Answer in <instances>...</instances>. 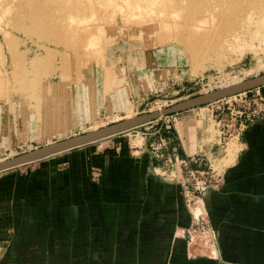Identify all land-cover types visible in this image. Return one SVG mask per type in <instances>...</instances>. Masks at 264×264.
<instances>
[{
  "label": "rangeland",
  "instance_id": "1",
  "mask_svg": "<svg viewBox=\"0 0 264 264\" xmlns=\"http://www.w3.org/2000/svg\"><path fill=\"white\" fill-rule=\"evenodd\" d=\"M118 1L121 2L116 5L120 6L124 0ZM141 1L143 3L141 7H133V3L130 4L131 0L127 3L135 12L142 13L144 18L160 17L157 22L146 25L134 20L133 26L124 21L122 23L119 16L122 13L124 15L125 10L127 12V4H123L122 8L118 7L124 11H114L115 8L118 9L114 0V7L108 9L96 4L105 3L104 0H95L93 12L96 11L95 14L97 13L98 16V10H103H100L101 14L96 24L94 19L96 15L92 16L94 13L91 14L90 11L85 12L92 6L86 0H0V162L108 127L130 116L132 118L162 110L264 74V0L262 4H258L255 0H242L240 3L234 2L230 5H227L228 0H158L155 5L158 7L157 10L155 6L149 4H154L153 1ZM73 2H77V5H72L74 8L79 7L78 4L87 5V3L89 8L83 10L80 5L83 12L76 7L80 13L83 12L77 17L73 15L76 10L71 9L74 13L72 12V16L69 17L68 11ZM223 4L226 5L223 11L217 10L220 12L219 19L216 17V10H213L210 23L205 21L201 28L193 29L192 20H189L191 17L199 14L203 8L219 7ZM67 6L69 9H65ZM131 7L128 12L132 11ZM63 10L68 14L65 15ZM179 10L182 11L181 16L186 13L188 18L184 15V18L181 17L175 23L174 12ZM29 12L31 14L33 12V19ZM37 14L39 17L36 20L37 16H34ZM63 14L69 19L64 16L62 20ZM102 14L105 17L110 15L109 18L114 14L116 21L112 23V18L111 20L105 18L106 21ZM55 16L57 19L54 18ZM73 16L76 19L82 16L79 18L80 25H85L88 34L83 29L80 32L81 26L78 24L80 21L79 19H74L78 23L73 21L71 18ZM58 18L61 22L65 21V24H70L66 19L73 21L69 27L65 25L67 28H64L62 22L63 28L68 32L67 29H74L75 25H78L79 29L77 27L75 33L71 32V35H76L77 39H83L84 33L89 36L92 32L89 31L91 23L93 25L92 19L96 26L98 22L102 24L101 21H105L103 27L101 26L103 28L101 36L92 29L94 32L92 33L96 34L91 36L92 43H95L93 47L92 45L89 47L90 38L86 45L83 42V47L78 41L72 44L73 47L71 45L73 40L70 38L73 35H68L66 32L69 41L71 40L68 44L66 35L55 36V32L60 31ZM167 19L171 28L166 30L162 26V20ZM15 22L21 24V26L19 24L21 30L18 25L15 27ZM35 22L38 23L33 25ZM108 22L109 25L106 26ZM52 29L56 30L52 31ZM63 32L65 34V30ZM175 34H180L184 42L180 43L172 39ZM164 39L166 41H163ZM99 42L104 49L95 54L94 48ZM80 46L82 49H79ZM107 69H110V73ZM261 88L262 92L264 88ZM247 96L246 98V94L242 93L200 107L206 110L209 108L211 111L215 108L216 115L221 113L219 109H224V115L221 116L232 126L228 107L233 105L232 107L236 106L240 109L235 104L236 101L255 99L258 97L257 89L249 91ZM220 118L222 117L219 116ZM259 119L261 118L255 117L252 121L256 123ZM170 125H172V117H162L150 124L120 134L117 139H123L126 143L124 145L129 149L136 150L135 145L152 153L154 148L162 150L160 142L168 135L167 132L171 128L167 126ZM214 125L215 123L212 122L210 126L211 140H214L216 133H219L217 130L219 128L216 127L215 130ZM222 130L225 131L221 133L224 144L220 149L226 146L225 139L230 137L229 129L222 127ZM110 141L70 150L48 158V163L55 162L53 166L57 165L59 169H74L76 164L82 166L83 162L81 159L71 162L68 160L69 155L78 156L84 151L81 156L84 158L85 154L90 155V149L94 152H102L105 147H112L116 143ZM152 143L156 145H151ZM229 152L232 153L230 148ZM39 163L19 166L0 173V176L7 173L25 176L39 167ZM99 173V168H91L93 180L98 179ZM181 196L183 197L182 191ZM204 202L203 207L200 205L204 210L197 208L193 212L200 214L204 211L203 213L208 215L210 224L219 234L209 217L206 201ZM219 247L220 245H218V255H208L218 259ZM201 248L204 250L203 247Z\"/></svg>",
  "mask_w": 264,
  "mask_h": 264
},
{
  "label": "crops",
  "instance_id": "2",
  "mask_svg": "<svg viewBox=\"0 0 264 264\" xmlns=\"http://www.w3.org/2000/svg\"><path fill=\"white\" fill-rule=\"evenodd\" d=\"M215 111L170 115L158 152L129 149L116 136L102 152L69 155L83 162L74 169L45 159L28 175L0 176V264H264V116L230 126L223 150L224 112ZM212 122L220 129L214 140ZM186 168L219 179L205 197L218 259L185 236Z\"/></svg>",
  "mask_w": 264,
  "mask_h": 264
},
{
  "label": "water",
  "instance_id": "3",
  "mask_svg": "<svg viewBox=\"0 0 264 264\" xmlns=\"http://www.w3.org/2000/svg\"><path fill=\"white\" fill-rule=\"evenodd\" d=\"M261 87H264V74L182 101L165 109L126 119L108 127L68 138L66 140L0 162V173L17 168L19 166L40 162L70 150L102 142L125 132L134 130L140 126L154 122L162 117L178 114Z\"/></svg>",
  "mask_w": 264,
  "mask_h": 264
},
{
  "label": "built area",
  "instance_id": "4",
  "mask_svg": "<svg viewBox=\"0 0 264 264\" xmlns=\"http://www.w3.org/2000/svg\"><path fill=\"white\" fill-rule=\"evenodd\" d=\"M261 89L262 88L257 89L258 97L255 99H250L248 101L241 99L236 101L235 104H237L240 109L236 106L232 107L233 105L228 107L230 123H232V126H234L239 120L242 122L252 121L255 117L264 116V89L262 92ZM244 94H246L247 98L248 92ZM244 103L245 105H243ZM218 109L219 108H217V110ZM219 111L225 112L224 109H219ZM220 117L222 118L219 119V123L223 125L221 127L229 129L231 126L229 122L224 119L223 116ZM167 128H170V126H167ZM154 149L155 152L159 151L157 148ZM218 183L219 179L213 171L192 170L188 168L183 172L181 179L183 198L192 216L191 225L185 230V236L188 243L201 245L200 247H203L204 250L208 251L212 256L218 255L219 234L210 224L208 215L203 213L204 211L200 214H196L193 210L201 208L200 205H202V207L205 205L204 201L207 192Z\"/></svg>",
  "mask_w": 264,
  "mask_h": 264
},
{
  "label": "bare ground",
  "instance_id": "5",
  "mask_svg": "<svg viewBox=\"0 0 264 264\" xmlns=\"http://www.w3.org/2000/svg\"><path fill=\"white\" fill-rule=\"evenodd\" d=\"M76 1H77V0H76ZM86 1H88V2L91 3V4L87 3V5H88V4H89V5H92V6H91V9H92V10H91L86 4H82V5H81V4H78L79 7L76 6L77 9H79V11H80V10H81V9H80L81 6L83 7V10H87V9L89 8V10H87V11H85V12L90 11L91 14L94 13V14H92V16L96 15V14H97V13L95 14L96 11L93 12V10H95V9L92 8V7H93V4L96 3L95 0H86ZM104 1H105V3H103V2H99V3H96V4L99 5L100 7L104 8V9H108V8H110V7H114V5H113V0H104ZM125 1H126V0L122 1V4H121L120 6H119V4H118V6H117L116 3H120L121 1L119 2L118 0H116V2H115V0H114V4H115V6H116L117 8H118V7L122 8L121 6H122L123 4H124V5L127 4L126 9H127V12H128V10H130L131 5H129L130 7L128 6V3H127V2H129V0H127L126 3H125ZM133 1H134V0H133ZM133 1L131 0V3H130V4L133 3V5H132L133 7H141V6L143 5V3H142L141 0H135L134 2H133ZM151 1H153L154 4L149 3L150 5H152L153 7H154L155 5H157L158 0H151ZM240 1H242V0H228L227 5H230V4L234 3V2H239V3H240ZM255 1L258 2V4H262V3H263V0H255ZM94 2H95V3H94ZM110 2H111V3H110ZM134 3H135V5H134ZM74 4L77 5V2H75V3H74V2L71 3L70 7H71L72 5H74ZM145 4H148V3H145ZM80 5H81V6H80ZM97 5H96V6H97ZM136 5H137V6H136ZM107 6H109V7H107ZM225 6H226V5L223 4V5H219V7H218V6H214V7H212V8H209V6H208V7H206L205 9H204V8L201 9V10L199 11V14H197L196 16L191 17V18L189 19V20H192V21H191V26L193 27V29L198 30L199 28H201V26H203V24L205 23V21H207L208 23H210V19H211V15H212L213 10H216V13H217V16H216V17L219 19V14H220V12H217V10H220V9H221V10L223 11V9L225 8ZM76 7L74 8V6H72V7L70 8V11H68L69 14H68V12H67L66 10H63V11H64L65 15L68 14V16H69V15L72 16V14L74 13V12H73V11H74L73 9L76 10ZM86 7H88V8L85 9ZM133 7H131V8H132V9H131L132 11H129L130 13L128 12V14H126V13H127L126 10L124 11L123 9H120V8H118V9L115 8L114 11L117 10V11L121 12V11L123 10V11H124V15H123V13H122L121 15L119 14V15H120L119 18L122 20V23H123V21H124L125 23H128V25H132V26H133V22H134V20H136V21L138 20L139 22H141V23L147 25V24H152V23L157 22V20L160 18L159 16H158L159 18H156V17H148V18H144V17H143V14L140 13V12H135V11L133 10V9H134ZM66 8H68V6L65 7V9H66ZM27 9H29V8H27ZM68 9H69V8H68ZM68 9H67V10H68ZM71 9L73 10V11H72L73 13L71 12ZM96 9H97V8H96ZM98 9H99V8H98ZM98 9H97V10H98ZM157 9H158V7L155 6V10H157ZM44 10H46V9H44ZM83 10H81V11H83ZM100 10H102V9H100ZM100 10H98V11H99V12H98V16H97V15L94 16L95 18L92 17L91 14L89 13L90 16H91L92 18L95 19V24H96V22H97L96 20L99 18V14H101V13H100ZM65 11H66V12H65ZM77 11H78V10H76L75 14H73V15H75L76 17H77L79 14L81 15V14L84 12V11H83V12L80 13V12L78 11V13H77ZM102 11H103V10H102ZM104 11H105V10H104ZM111 11H112V10H111ZM111 11H110V12H111ZM70 12H71V14H70ZM107 12H108V11H107ZM125 12H126V13H125ZM23 13H24V12H23ZM29 13H30V12H29ZM66 13H67V14H66ZM76 13H77V15H76ZM104 13H106V11H105ZM181 13H182V11H180V10L177 11V12H174V15H175V16H174V21H173V22H175V23L178 22L179 19H180L181 17L184 18V15H186L185 18H188V16H187L186 13L183 14V16H181ZM24 14H25V13H24ZM32 14H33V12H32ZM32 14L30 13V15H31V19H33V17H32L33 15H32ZM34 14H36V12H34ZM106 14H107V13H106ZM108 14H109V12H108ZM114 14H115V12H114ZM114 14H111L112 17H110V18H112L113 20H111V19L109 18L110 15H108V17H105V16L102 14V15H103L102 17H103L104 19H105V18H107V19L109 18L108 20H111V22L114 23V20H115V19H114L115 16L113 17ZM190 14H191V12H190ZM65 15L63 14L62 20H63V18H64ZM26 16H27V15H26ZM36 16H37V17H36ZM68 16H65V17H67V19H69ZM70 16H69V17H70ZM75 16H73L74 18L71 17V18L73 19V21H76L77 19H79V18L82 17V16H80V17H78V18L76 19ZM100 16H101V15H100ZM250 16H251V15H250ZM250 16H249V17H250ZM34 17H36V20H37L39 16H38V14H37V15H35ZM54 18H56V16H55ZM56 19H57V18H56ZM65 19H66V18H65ZM65 19H64V20H65ZM67 19H66V21L69 22V23L72 25L73 21L71 22V19H70V20H67ZM74 19H76V20H74ZM94 19H92V20H93V25H92V23H91L90 26H91V27L94 26L95 28H91V27H89V28L91 29V30H89V31H90V32H91V31L93 32L92 29H95L94 32H99L98 34H100V36H101V33H102V32H101V29H103L102 27H103V25H104V21H105V20L107 21V19H105V20L103 19L104 21H101V22H103L102 24L98 22V25H97V26L94 24ZM100 19H102V18H100ZM54 20H55V19H54ZM98 20H99V19H98ZM31 21H32V20H31ZM57 21H60V19L58 18ZM79 21H80L79 23H78L77 21H76V22L79 24V26H81V25H80L81 20L79 19ZM115 21H116V20H115ZM18 22H19V21H18ZM18 22H17V23H18ZM38 22H39V20H38ZM38 22H35V24H33V25H36V23H38ZM62 22H63V21H62ZM62 22L60 21V23H58L59 28H60V31H58L59 29L57 28L58 33L55 32V33L57 34V35L55 34V36H58L59 34H60L59 36H61V35H66V34H67L66 32H68V31H66V29H64V28H67L65 25H67V26L69 27L70 24H68V23L65 24V21H64V22H63V23H64V24H63V25H64V28H63ZM76 22H75V23H76ZM109 22H110V21H109ZM109 22H108L107 25H106V24H105V25L108 26V25H109ZM17 23L15 22V25H16L15 27H17V25L19 26V24H20V23H18V24H17ZM28 23H29V22H28ZM112 23H111V24H112ZM82 24H83V23H82ZM61 25H62V27H60ZM74 25H75V24H74ZM83 25H84V24H83ZM88 25H89V24H88ZM20 26H21V24H20ZM20 26H19V28H20L19 30H21V27H20ZM22 26H23V25H22ZM84 26H85V25H84ZM84 26H81V28L79 29L78 25H77V26L75 25V28L78 27L77 29H79L80 32H81V29H83V30L85 31V33L88 34V33H89V32H87L88 29L86 30V29L84 28ZM101 26H102V27H101ZM114 26H116V25H114ZM162 26H163L166 30L169 29V28H171V25H170L168 19H167V20H162ZM55 27H56V26H55ZM71 27H72V26H71ZM73 27H74V26H73ZM24 28H26V26H24ZM61 28H63V31L65 30V34H64L63 31H62L63 33L61 32V30H62ZM75 28H74V29H71V28L67 29V30H69V32H70V34H69V32H68V35H71V32H73V31H74V33H75V32H76V29H75ZM86 28H87V26H86ZM53 30H56V29H52V31H53ZM116 30H117V29H116ZM82 32H83V31H82ZM92 32L89 34L88 37H87V34H85V33L83 32V33H84V36H85V37H84V36L82 37L83 39H80V38L77 39V36L72 34L73 37H70V38L73 40V43H71V45H72V44L74 45V43H75L76 41H78V42H80V43H78V44H80V45L83 47L84 45H86V44L88 43L89 38H90V42H89L90 44H89V47H90L91 45H92L91 47H93V46H94L93 44H95V43H92V40H91L92 37H91V36H92V35L95 36L96 34L94 35V34H93L94 32H93V33H92ZM77 33H78V32H77ZM53 35H54V32H53ZM68 35H66V37H67V38H66V39H67L66 41H68V42H66L67 44L71 41V40L69 41L70 38H69ZM72 35H71V36H72ZM79 36H80V35H78V37H79ZM86 37H87L88 39H87ZM68 38H69V39H68ZM85 38H86V39H85ZM93 38H94V37H93ZM161 38H162V37H161ZM173 38H174L175 41L177 40V41L180 42V43H183V42H184V39H183V37H182L180 34H175V36L172 37V39H173ZM74 40H75V41H74ZM84 40H87V42L84 41ZM159 40H161V39L159 38ZM163 41H166V40L164 39ZM169 41H170V40H169ZM83 42L85 43L84 45H82ZM163 43H164V42H163ZM67 44H65V45H67ZM75 44H76V43H75ZM78 44H77V45H78ZM71 45H70V47L73 46V45H72V46H71ZM97 45H98V46H97ZM75 46H76V45H75ZM81 46L79 47V49H82ZM95 46H96V48H94V52H95V54H98V53L100 52L99 50H101V49L103 50V49H104V47H102V43H100V42H99V43H96ZM73 47H74V46H73ZM76 47H77V46H76ZM77 48H78V47H77ZM77 48H76V49H77ZM83 50H84V48H83ZM107 70H108V72L110 73V71H109L110 69H107ZM106 75H107V74H106ZM108 75L110 76V74H108ZM106 77H107V76H106ZM111 77H112V76H111ZM109 79H110V78H109ZM77 80H78V79H77ZM107 80H108V78H107ZM5 81H6V80H5ZM240 82H242V81H240ZM240 82H237V83H240ZM109 84H110V83H109ZM233 84H236V83H233ZM233 84H231V85H233ZM114 85H115V84H114ZM231 85H228V86H231ZM110 86H111V85H110ZM228 86H225V87H228ZM225 87H223V88H225ZM106 91H107V90H106ZM130 118H131V116L128 117L127 119H130ZM132 118H133V117H132ZM94 131H95V130H94ZM128 132H129V131H128ZM125 133H127V132H125ZM40 162H41V161H40ZM194 213H195V212H194ZM196 214H199V213H196Z\"/></svg>",
  "mask_w": 264,
  "mask_h": 264
}]
</instances>
